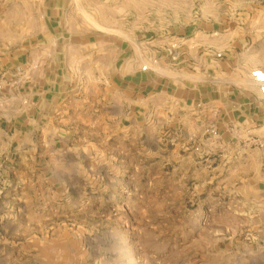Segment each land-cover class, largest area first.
I'll use <instances>...</instances> for the list:
<instances>
[{
  "label": "rangeland",
  "instance_id": "rangeland-1",
  "mask_svg": "<svg viewBox=\"0 0 264 264\" xmlns=\"http://www.w3.org/2000/svg\"><path fill=\"white\" fill-rule=\"evenodd\" d=\"M240 12L264 14V0H0V112L29 92L35 61L68 78L67 62L91 72L100 53L106 75L110 46ZM87 113L35 129V149L1 138L0 264H264V195H240L260 183L236 194L235 176L184 174L155 137Z\"/></svg>",
  "mask_w": 264,
  "mask_h": 264
},
{
  "label": "crops",
  "instance_id": "crops-1",
  "mask_svg": "<svg viewBox=\"0 0 264 264\" xmlns=\"http://www.w3.org/2000/svg\"><path fill=\"white\" fill-rule=\"evenodd\" d=\"M260 20V12L195 17L182 29L146 38L135 50L132 44L110 46L106 75L100 53L91 59V72L84 62L76 67L67 62L68 78H53L51 68L35 61L25 78L29 92L15 98L9 113L0 112V140L10 134L8 143L30 149L23 144L28 142L34 148L30 134L35 129H44L46 138L52 118H61L66 127L89 111L97 124L107 117L120 131L138 132L146 141L155 137L160 149L169 146L177 166H188L181 173L196 176L202 170L221 181L235 176L242 181L236 194L244 191L246 180L260 187L241 196L264 195V169L255 146L264 138V100L249 77L251 69H264V27L253 22ZM145 61L151 65L142 69ZM6 121L11 129H4Z\"/></svg>",
  "mask_w": 264,
  "mask_h": 264
},
{
  "label": "built area",
  "instance_id": "built-area-1",
  "mask_svg": "<svg viewBox=\"0 0 264 264\" xmlns=\"http://www.w3.org/2000/svg\"><path fill=\"white\" fill-rule=\"evenodd\" d=\"M146 64L141 68L145 69ZM250 81L257 87L259 97L264 100V69L260 67H255L249 72ZM208 133L211 135H216L217 131L215 128H208ZM256 140V139H255ZM257 141V140H256ZM255 141V143H256Z\"/></svg>",
  "mask_w": 264,
  "mask_h": 264
}]
</instances>
